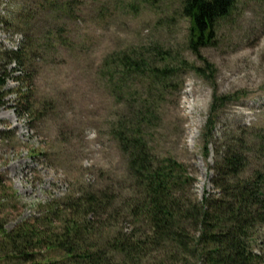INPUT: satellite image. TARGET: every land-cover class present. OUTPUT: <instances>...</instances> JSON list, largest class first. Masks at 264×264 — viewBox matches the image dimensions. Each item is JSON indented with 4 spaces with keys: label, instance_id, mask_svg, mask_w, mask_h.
<instances>
[{
    "label": "rangeland",
    "instance_id": "374dc122",
    "mask_svg": "<svg viewBox=\"0 0 264 264\" xmlns=\"http://www.w3.org/2000/svg\"><path fill=\"white\" fill-rule=\"evenodd\" d=\"M182 10L183 0H66L53 7L46 0H0V48L35 45L30 87L54 107L38 121L17 113L19 71L9 66L8 96L0 107V181L16 201L0 208V225L12 229L39 204L79 183L91 186L102 171L126 170L110 133L123 106L103 65L112 54L157 44L187 66L157 104L161 121L152 142L161 155L189 167L200 200L214 191L216 143L209 155L202 146L214 93L230 99L221 106L215 139L226 131L232 137L240 129L250 135L264 130V0H236L216 42L200 49L202 57L189 46L190 21ZM19 14L24 24L16 26L12 19ZM134 83L131 92L144 91L141 81ZM258 240L255 249L264 254V230Z\"/></svg>",
    "mask_w": 264,
    "mask_h": 264
},
{
    "label": "trees",
    "instance_id": "16d2710c",
    "mask_svg": "<svg viewBox=\"0 0 264 264\" xmlns=\"http://www.w3.org/2000/svg\"><path fill=\"white\" fill-rule=\"evenodd\" d=\"M46 1L53 7L66 0ZM235 3L183 0V15L190 21L189 46L199 57L200 49L216 42L218 26ZM12 20L16 26L24 24L22 14ZM35 50L32 42L17 50L0 48V107L8 96L9 66L15 63L19 75L14 80L20 84L16 112L38 121L54 107L30 87ZM177 62L158 44L106 58L103 68L111 92L123 106L110 133L126 159V170L114 175L102 171L91 186L79 183L63 197L39 204L12 229L0 225V264L264 262V254L255 249L264 230V130L250 135L240 129L232 137L226 131L215 139L221 106L230 99L214 93L202 133L205 155L216 143L214 191L202 200L189 167L170 154L161 155L152 142L161 121L157 104L187 66L184 60ZM135 80L144 91L131 92ZM9 190L0 181V208L16 201Z\"/></svg>",
    "mask_w": 264,
    "mask_h": 264
}]
</instances>
